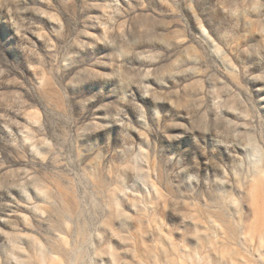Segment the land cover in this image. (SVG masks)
Returning <instances> with one entry per match:
<instances>
[{
	"label": "rangeland",
	"instance_id": "1",
	"mask_svg": "<svg viewBox=\"0 0 264 264\" xmlns=\"http://www.w3.org/2000/svg\"><path fill=\"white\" fill-rule=\"evenodd\" d=\"M0 264H264V0H0Z\"/></svg>",
	"mask_w": 264,
	"mask_h": 264
}]
</instances>
